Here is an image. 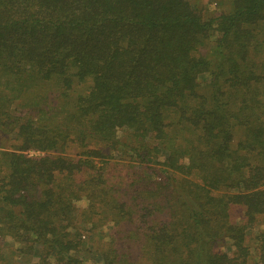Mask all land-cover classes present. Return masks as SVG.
<instances>
[{"label": "trees", "instance_id": "obj_1", "mask_svg": "<svg viewBox=\"0 0 264 264\" xmlns=\"http://www.w3.org/2000/svg\"><path fill=\"white\" fill-rule=\"evenodd\" d=\"M218 5L0 0V238L22 260L264 264V0Z\"/></svg>", "mask_w": 264, "mask_h": 264}, {"label": "rangeland", "instance_id": "obj_2", "mask_svg": "<svg viewBox=\"0 0 264 264\" xmlns=\"http://www.w3.org/2000/svg\"><path fill=\"white\" fill-rule=\"evenodd\" d=\"M200 5H202V7L208 8L209 10L217 7L218 8V4L220 3V0H196ZM211 11V10H210ZM260 227V224H254L251 225V227L248 229L249 232H253L255 230H257ZM109 231V227H104L102 232L103 233H107ZM0 247H1V252L5 255H10L11 254V258L13 260L16 259V263L18 264H33L36 260V258H32V260L30 261L31 263H28V261L22 260V258L19 256L20 254H16L14 253V249L16 247H18V243L12 241L9 238H0ZM107 238H105L106 240Z\"/></svg>", "mask_w": 264, "mask_h": 264}]
</instances>
